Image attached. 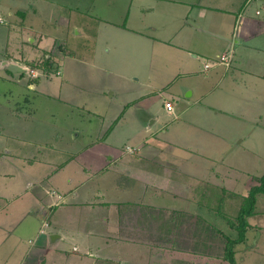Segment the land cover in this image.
Listing matches in <instances>:
<instances>
[{
    "label": "crops",
    "instance_id": "0c3cea01",
    "mask_svg": "<svg viewBox=\"0 0 264 264\" xmlns=\"http://www.w3.org/2000/svg\"><path fill=\"white\" fill-rule=\"evenodd\" d=\"M26 1L28 10L34 12L31 17L42 6L52 7L50 0ZM58 1L53 3L57 5ZM74 3L93 12L104 30L127 34L133 42L151 48L154 62L149 85L160 84V90L192 74L213 81L219 72L231 80L236 73H242L264 83V0H76ZM256 3L263 10L262 16L257 5L252 6ZM117 7L121 12L113 13ZM24 26L38 33L36 40L28 36L31 58L43 54L40 44L46 35ZM18 27L24 34V29ZM21 36L17 53L0 54L5 59L0 60V80L13 82L0 88V264H169L166 261L171 256L175 259L170 264H226L211 253V256L192 253L202 240L211 248L217 239L205 241L193 235L191 242L185 241L181 236L184 213L169 210L170 202H178L170 201L173 197H169V186L182 187L178 176L171 178V173L181 179L185 175L199 179L191 173L200 169L193 158L194 151L189 150L191 155L182 157L146 140L134 141L132 133L127 132L131 131V125L126 126L125 117L120 120L122 114L102 119L94 131L95 139L86 145H77L75 140L81 132L86 136L91 133L73 125L65 127L69 132L48 126L43 133L47 138L41 135L40 119L32 107L25 108L29 94L40 93L38 83L35 86L31 81L26 87L7 78L15 75L12 67L22 70L28 61L22 58L26 36ZM39 48L41 53L33 52ZM228 49L233 51L231 67L221 64L204 70L205 62ZM61 56L74 55L61 54L58 60ZM61 74L60 68L58 76ZM193 84L180 83L179 92L192 96L196 89ZM175 97L179 98L177 94ZM28 121L33 126L26 128ZM133 121L136 122L134 117ZM150 126L151 123L146 124V132ZM120 132H124L121 138ZM67 135L70 136L64 137ZM124 138L137 143L130 145ZM187 162L192 166H184ZM211 180L207 182L215 184ZM260 194L264 195H257L254 213L248 218L246 240L240 243L246 249L257 246L264 234V196L260 199ZM194 210L193 216L203 222L213 224L212 218L219 219L214 211L201 214ZM198 228L195 225L196 235L203 233ZM222 230L233 235L231 230ZM250 241L251 246L247 244Z\"/></svg>",
    "mask_w": 264,
    "mask_h": 264
},
{
    "label": "rangeland",
    "instance_id": "374dc122",
    "mask_svg": "<svg viewBox=\"0 0 264 264\" xmlns=\"http://www.w3.org/2000/svg\"><path fill=\"white\" fill-rule=\"evenodd\" d=\"M50 1L52 7L42 6L41 11L31 17L29 15L34 12L28 10L29 1L0 0V18L3 21L0 23V54L17 53V41L21 35L26 36L24 56L21 55L28 61L22 70L12 67L15 75L13 78L7 75V78L26 87L31 81L35 86L38 83L40 93L35 92V96L30 93V101L25 108L32 107L40 119V134L44 135L48 126L59 130L73 125L92 134L89 139L91 134L86 136L81 132L75 140L77 145H86L95 139L94 131L102 119L110 120L122 114L120 120L125 117L126 126L131 125V131L127 132L132 133L134 141L146 140L165 152L182 157H189V150L195 153L193 158L200 169L191 173L199 179L187 175L181 179L176 173H171V178L178 176L182 187L169 186L168 191L169 197H173L170 201H178L170 202L172 207L169 210L177 209L184 213L181 236L185 241L191 242L190 237L196 235L197 221L192 210L204 214L218 212L222 208V212L236 215L243 195L264 174V83L242 73H236V80H231L219 72L213 81L192 74L179 79L168 89L160 90V84L149 85L154 62L150 47L133 42L127 34L104 30L93 12L82 10L79 4L74 3L76 0L73 3L72 0H57V5ZM256 5L261 12L259 16H262L261 6L258 3L252 6ZM117 11L120 13L121 8L117 7L112 12ZM24 25L46 35L40 44L43 54H34L31 58L30 39L35 37L36 40L38 33ZM18 26L24 29V34ZM229 50L233 54L232 49ZM33 52L41 53V49ZM70 52L74 56H61L58 60L61 54ZM45 58L55 61V66L58 65L54 66L55 70L43 71L40 68V61ZM0 60L5 61L1 57ZM31 68L43 74L33 77L28 74ZM60 68L62 74L58 76ZM187 81L194 83L196 88L192 96L179 92L182 90V87L178 88L179 84ZM10 84L13 82L0 80V88ZM166 99L172 101V112L165 108ZM184 108L187 112L180 113ZM150 123L151 129L146 132V124ZM32 126L28 121L26 128ZM123 133H119L120 138ZM124 142L130 145L137 143L125 138ZM184 166L192 165L187 162ZM210 180L218 185L209 184L207 181ZM263 196L260 194V199ZM211 220L229 231L223 220ZM247 244L252 245L251 241ZM170 254L174 256L172 252ZM235 256L237 264H264V234L255 247L246 249L245 245L239 244ZM171 257L166 261L169 264L175 259Z\"/></svg>",
    "mask_w": 264,
    "mask_h": 264
},
{
    "label": "trees",
    "instance_id": "16d2710c",
    "mask_svg": "<svg viewBox=\"0 0 264 264\" xmlns=\"http://www.w3.org/2000/svg\"><path fill=\"white\" fill-rule=\"evenodd\" d=\"M55 65V61H52L50 58H45L44 60L40 61L39 64L43 71L55 70V68L58 66ZM259 193H264V174L259 177L257 184L251 186L247 194L243 195V199L236 215L230 216L225 212H222V208H219L218 212L217 210L214 211L218 218L227 224L228 229L233 232V235L225 234L222 228L218 227L216 224H211L208 222L202 223V220L196 218L197 223L195 225L198 226L200 228H198L199 231L203 233L194 236L196 238L202 237L205 241L208 239H217V242L216 244L210 246L211 248H208L206 247L208 245H206L202 240L200 247L193 248L194 250L191 252L204 255H209L211 253L215 257L218 256L217 258L226 262V264H237L235 256L236 246L242 242H245L246 240V232L249 227L248 218L254 213L256 198ZM216 234L219 235V238H215ZM191 247H193V245H191ZM184 249L188 248L184 247ZM210 251H213V253Z\"/></svg>",
    "mask_w": 264,
    "mask_h": 264
},
{
    "label": "built area",
    "instance_id": "2783aa9c",
    "mask_svg": "<svg viewBox=\"0 0 264 264\" xmlns=\"http://www.w3.org/2000/svg\"><path fill=\"white\" fill-rule=\"evenodd\" d=\"M2 22L3 21H1V18H0V23H2ZM232 57H233V54L228 49V50L224 51L216 59H214L212 61L205 62L204 65H203L204 70H208L209 68H212L214 66H218V65H221V64L224 65L225 67H229L230 66V62L232 61ZM28 72H29L28 74L29 75H32L33 77H36V76H39V75H42L43 74L42 72L39 73L34 68L28 69ZM57 74H59V72H57ZM164 105H165V108L167 110H169V112H172L173 111V107L171 105V102L167 101V102H165ZM127 150L131 151V148L128 147ZM45 225H46V223L44 222L43 223V226H45ZM40 232H43V229H41Z\"/></svg>",
    "mask_w": 264,
    "mask_h": 264
}]
</instances>
